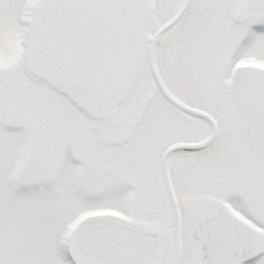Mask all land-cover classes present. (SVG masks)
<instances>
[{
	"label": "snow or ice",
	"instance_id": "6c2138e0",
	"mask_svg": "<svg viewBox=\"0 0 264 264\" xmlns=\"http://www.w3.org/2000/svg\"><path fill=\"white\" fill-rule=\"evenodd\" d=\"M0 264H264V0H0Z\"/></svg>",
	"mask_w": 264,
	"mask_h": 264
}]
</instances>
